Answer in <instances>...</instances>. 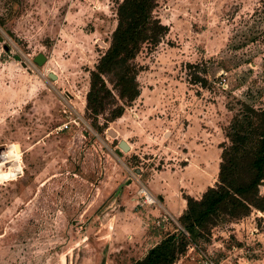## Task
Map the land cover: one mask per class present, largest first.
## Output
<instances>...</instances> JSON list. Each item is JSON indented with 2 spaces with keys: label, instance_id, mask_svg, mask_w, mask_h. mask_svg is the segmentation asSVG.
<instances>
[{
  "label": "rangeland",
  "instance_id": "1",
  "mask_svg": "<svg viewBox=\"0 0 264 264\" xmlns=\"http://www.w3.org/2000/svg\"><path fill=\"white\" fill-rule=\"evenodd\" d=\"M121 1L0 0V264H134L180 233L174 264H264V211L190 238L161 208L214 187L233 116L264 108V0H156L167 31L108 122L86 94Z\"/></svg>",
  "mask_w": 264,
  "mask_h": 264
},
{
  "label": "trees",
  "instance_id": "2",
  "mask_svg": "<svg viewBox=\"0 0 264 264\" xmlns=\"http://www.w3.org/2000/svg\"><path fill=\"white\" fill-rule=\"evenodd\" d=\"M155 7L156 0L119 3L110 44L90 72L86 111L91 116L107 112L106 121H114L139 97L141 66L135 59L144 46L157 47L167 31L154 16ZM226 136L228 144L221 147L215 186L207 188L200 199L185 197L186 209L178 219L190 238L199 229L207 230L217 217L238 220L252 209L264 211V199L259 194L264 181V108L244 106L233 116ZM187 243L182 233L170 235L134 264H174Z\"/></svg>",
  "mask_w": 264,
  "mask_h": 264
},
{
  "label": "crops",
  "instance_id": "3",
  "mask_svg": "<svg viewBox=\"0 0 264 264\" xmlns=\"http://www.w3.org/2000/svg\"><path fill=\"white\" fill-rule=\"evenodd\" d=\"M193 197H196L193 195ZM168 198L162 197L161 198V208L162 211H165L168 215H170L172 218H176L178 220V217L182 215L184 210L186 209V201L183 197L174 198L172 199V202L167 201Z\"/></svg>",
  "mask_w": 264,
  "mask_h": 264
},
{
  "label": "water",
  "instance_id": "4",
  "mask_svg": "<svg viewBox=\"0 0 264 264\" xmlns=\"http://www.w3.org/2000/svg\"><path fill=\"white\" fill-rule=\"evenodd\" d=\"M35 61L37 64H41L44 61V58L42 56H37L35 58ZM49 79L51 80H55V76L53 74H48ZM112 134H114V132L112 131ZM118 147L123 150L124 152H128L130 150V146L123 140L118 142Z\"/></svg>",
  "mask_w": 264,
  "mask_h": 264
},
{
  "label": "built area",
  "instance_id": "5",
  "mask_svg": "<svg viewBox=\"0 0 264 264\" xmlns=\"http://www.w3.org/2000/svg\"><path fill=\"white\" fill-rule=\"evenodd\" d=\"M138 195H139V197H141V199H142V198H145L146 202L150 203L149 205L154 204V201H155V200L153 199V197H151V196L146 192V190H144L143 188L140 189V191L138 192ZM199 264H214V263L211 262V261L208 260V259H202V260H200V263H199Z\"/></svg>",
  "mask_w": 264,
  "mask_h": 264
},
{
  "label": "bare ground",
  "instance_id": "6",
  "mask_svg": "<svg viewBox=\"0 0 264 264\" xmlns=\"http://www.w3.org/2000/svg\"><path fill=\"white\" fill-rule=\"evenodd\" d=\"M19 155H20V152L19 151H16V157H17L16 160L20 162V159H19L20 156Z\"/></svg>",
  "mask_w": 264,
  "mask_h": 264
}]
</instances>
